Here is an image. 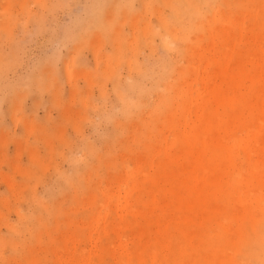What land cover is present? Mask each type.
Returning <instances> with one entry per match:
<instances>
[{
  "label": "rangeland",
  "instance_id": "obj_1",
  "mask_svg": "<svg viewBox=\"0 0 264 264\" xmlns=\"http://www.w3.org/2000/svg\"><path fill=\"white\" fill-rule=\"evenodd\" d=\"M193 2L0 0V264H264V0Z\"/></svg>",
  "mask_w": 264,
  "mask_h": 264
},
{
  "label": "bare ground",
  "instance_id": "obj_2",
  "mask_svg": "<svg viewBox=\"0 0 264 264\" xmlns=\"http://www.w3.org/2000/svg\"><path fill=\"white\" fill-rule=\"evenodd\" d=\"M192 4L194 3L193 0H191ZM124 5L121 4V3H118L117 1H114L110 4L109 6V9L108 11H111V16H114V13H112L113 11H117L118 8H121V9H124ZM258 28H260L259 25L255 24L251 31L253 33H256V34H259V30ZM255 47L256 48H260V50L258 51V56L255 60V64H256V68L258 70V78H263L264 79V71H262L263 67H264V46H261L260 43H254ZM263 66V67H262ZM261 71V72H260ZM262 94L264 96V88L262 90ZM261 106H260V109L262 112H264V102L262 101L261 102ZM187 129H185V133H187ZM189 134V136H192V132L190 131V133H187V135ZM254 142V139L253 137H244V138H239L237 140H231L230 142L229 141H225L224 142V152L226 154V156L230 159L231 156H232V147L233 146H236L237 148H242V149H245V150H248L250 148V145ZM120 206V205H119ZM119 217H118V223L119 224H123L125 222V219H124V214H122L121 212H119ZM143 215V214H142ZM135 220L137 221V223L139 222L140 224H148L150 220H148V217H144V216H139V215H136L135 216ZM105 223V221H104ZM40 230L41 232L38 234V238H40V236H42L43 234V230H45V228H47L46 226V223H44L43 221L40 222ZM103 229H107L106 225L104 224L102 226ZM47 230V229H46ZM15 231V227H12V233ZM47 232L50 233L49 230H47ZM2 242H7V243H11L12 242V237H6V236H1L0 235V243ZM257 243L253 245L252 247V251H253V258H252V262L251 264H254V258H255V255L257 253ZM264 245V244H263ZM103 253H104V249L101 247V246H98L96 243H95V247H94V250L92 251V255L91 256H87V257H81L78 261L77 258H75L73 255H74V252L72 250H70L68 253H67V257L65 259H63V262H66L65 264H89L90 260H95V261H99L97 264H102L100 261H101V258L103 256ZM115 253V261H112L110 260V264H127L131 261L135 262V258H136V251H135V254H129L126 252L125 248L121 247L119 249H117L116 251H114ZM0 259L3 260V257H1L0 255ZM76 259V260H75ZM6 260V259H5ZM4 260V261H5ZM74 261V263H73ZM126 262V263H125ZM137 264H141V260L137 259L136 260ZM133 264V263H132Z\"/></svg>",
  "mask_w": 264,
  "mask_h": 264
}]
</instances>
